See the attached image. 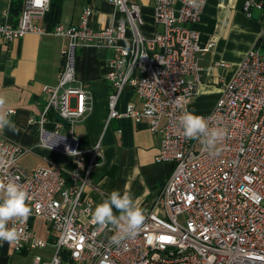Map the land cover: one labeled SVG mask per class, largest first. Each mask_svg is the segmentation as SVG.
Segmentation results:
<instances>
[{
  "label": "built area",
  "instance_id": "1",
  "mask_svg": "<svg viewBox=\"0 0 264 264\" xmlns=\"http://www.w3.org/2000/svg\"><path fill=\"white\" fill-rule=\"evenodd\" d=\"M108 2L119 18L99 28L89 25L93 9L87 7L79 23H57L47 31L39 22L50 0H23L16 23L0 20V43L27 33L67 39L58 80L42 86L45 102L39 117L29 123L38 126L42 145L72 156L74 167L22 169L18 159L26 149L0 135L6 164L0 179L17 178L29 192L32 215L50 223L49 237L42 239L34 235L28 219L10 222L23 233L10 243L14 252L31 254V264H264V27L212 110L198 114L210 127L226 129L217 145L219 155L212 156L198 140L186 139L178 123L196 93L198 54L214 46L213 39L200 46L198 33L189 27L199 20L206 0L198 7L189 0H151L154 23L161 28L151 36L141 31L138 3ZM253 8H264V0H243L248 16ZM87 44L111 53L104 76L109 84L106 123L122 116L135 122L146 119L161 137L155 160L173 165L154 206L144 210L141 232L119 246L109 243L115 235L112 226L100 227L92 220L98 204L88 188L93 187L91 174L102 157L100 141L80 147L73 130L91 110L89 85L75 75V51ZM219 65L228 67L226 62ZM126 87L139 105L129 102L120 111ZM50 113L69 122L68 137L59 135L60 121L52 131L44 128Z\"/></svg>",
  "mask_w": 264,
  "mask_h": 264
},
{
  "label": "crops",
  "instance_id": "2",
  "mask_svg": "<svg viewBox=\"0 0 264 264\" xmlns=\"http://www.w3.org/2000/svg\"><path fill=\"white\" fill-rule=\"evenodd\" d=\"M132 1L140 5L142 33L151 36L159 31L160 26L154 23L151 0ZM10 5L11 0H0V20L14 24L20 10L11 11ZM57 5L56 21L39 22L44 28L47 22L49 25L53 22L77 24L87 7L93 9L88 23L94 28L113 24L119 18L116 8L108 0H59ZM189 27L198 33L200 46L211 39L214 41V46L207 52L198 54L199 82L188 103V111L207 114L247 51L257 44L264 27V8H253L248 16L243 10V0H206L199 20ZM66 45V38L51 33H27L7 44L0 43V93L6 97L0 111L9 113L19 130L13 132L4 128L0 135L26 149L18 159L22 169L53 164L65 171L74 167L72 156L42 145L38 126L29 123L30 118L39 117L45 102L42 86L58 80ZM110 55V51L95 44H87L75 51V75L89 85L91 110L84 119L73 124L74 136L83 148L100 141L102 157L91 174L93 187L88 188L95 202L101 203L113 190L121 194L127 191L144 210H148L154 206L160 186L171 174L173 165L155 160L161 137L150 130L146 119L135 122L122 116L106 123L109 84L104 76ZM219 62L228 63V67H222ZM129 102L139 105L133 90L126 87L119 98V110L123 111ZM75 104V99L71 98L70 105ZM56 120L55 114H48L44 128L54 130ZM58 133L68 137V124L63 123ZM28 222L35 236L49 237V222L33 216L32 212ZM37 252L40 251H34ZM31 257V254H17L10 243H0V264H31Z\"/></svg>",
  "mask_w": 264,
  "mask_h": 264
},
{
  "label": "clouds",
  "instance_id": "3",
  "mask_svg": "<svg viewBox=\"0 0 264 264\" xmlns=\"http://www.w3.org/2000/svg\"><path fill=\"white\" fill-rule=\"evenodd\" d=\"M114 3L118 0H113ZM198 7L203 0H189ZM6 103V97L0 93V109ZM179 128L186 139L198 140L212 156L219 155L217 147L226 137V129L222 127H210L208 119L194 111H185L179 117ZM8 128L10 131L18 132V128L11 120L9 113L0 111V130ZM6 166L3 155L0 154V170ZM31 197L29 192L18 183L17 178L8 177L0 179V243H13L18 241L23 233L14 223L17 221L23 224L31 215L32 209L29 206ZM92 220L100 227L112 226L115 235L110 237L109 243L121 245L126 240H133L141 232L145 211L138 200L125 191L121 194L113 190L108 198L99 203L93 212Z\"/></svg>",
  "mask_w": 264,
  "mask_h": 264
},
{
  "label": "trees",
  "instance_id": "4",
  "mask_svg": "<svg viewBox=\"0 0 264 264\" xmlns=\"http://www.w3.org/2000/svg\"><path fill=\"white\" fill-rule=\"evenodd\" d=\"M59 0H50L48 11L45 13L43 21H56V16L58 14V5L57 2ZM23 0H11L10 10L11 11H17L22 9ZM56 25V23H52V25H49L47 22L46 30H52L53 27ZM261 48H264V45L261 46Z\"/></svg>",
  "mask_w": 264,
  "mask_h": 264
},
{
  "label": "water",
  "instance_id": "5",
  "mask_svg": "<svg viewBox=\"0 0 264 264\" xmlns=\"http://www.w3.org/2000/svg\"><path fill=\"white\" fill-rule=\"evenodd\" d=\"M55 118L60 121L61 123H64V124H68L69 122H67L66 120L62 119L60 116L58 115H55Z\"/></svg>",
  "mask_w": 264,
  "mask_h": 264
},
{
  "label": "rangeland",
  "instance_id": "6",
  "mask_svg": "<svg viewBox=\"0 0 264 264\" xmlns=\"http://www.w3.org/2000/svg\"><path fill=\"white\" fill-rule=\"evenodd\" d=\"M260 52L264 54V48H260Z\"/></svg>",
  "mask_w": 264,
  "mask_h": 264
}]
</instances>
